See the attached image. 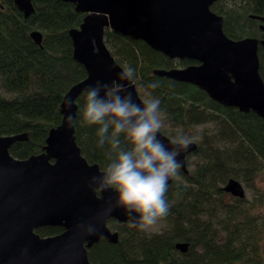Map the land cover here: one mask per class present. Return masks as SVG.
<instances>
[{
	"label": "trees",
	"instance_id": "trees-1",
	"mask_svg": "<svg viewBox=\"0 0 264 264\" xmlns=\"http://www.w3.org/2000/svg\"><path fill=\"white\" fill-rule=\"evenodd\" d=\"M34 11L25 16L14 0H0V135L27 132L10 152L28 158L44 151L52 127L63 118L61 102L72 85L87 76L73 55L71 28L80 27L87 12L65 0H33ZM212 10L224 17V31L233 39H264L260 27L264 0H216ZM43 33L42 44L31 32ZM105 42L122 66L135 69L141 97L161 101L168 137L186 135L198 145L188 154L189 173L180 168L169 184L167 216L160 230L129 227L130 221L111 218L119 241L105 237L94 243L89 258L94 264H262L264 262V118L212 99L189 82L155 74L158 68L197 63L171 58L142 39L111 28ZM264 80V45L259 47ZM158 83L159 87H148ZM85 91L76 99L75 135L82 154L102 167L106 161L96 147V128L81 127L79 113ZM209 125L211 127H209ZM194 157V158H193ZM192 165V166H191ZM254 189L252 198H239L223 190L229 177ZM259 184H258V183ZM244 184V185H245ZM245 186V187H246ZM63 227L37 229L42 236L61 233ZM179 241H188L182 252Z\"/></svg>",
	"mask_w": 264,
	"mask_h": 264
},
{
	"label": "water",
	"instance_id": "water-1",
	"mask_svg": "<svg viewBox=\"0 0 264 264\" xmlns=\"http://www.w3.org/2000/svg\"><path fill=\"white\" fill-rule=\"evenodd\" d=\"M33 0H14L27 17L34 11ZM87 12L80 27L71 28L73 55L87 71V76L72 85L61 102L63 118L52 127L44 151L28 158L10 152L27 132L0 135V264H94L90 248L105 237L119 241V232L108 225L111 218L121 222L131 218L121 209L113 211L99 228V234L75 237L74 225L97 212L112 193L94 194L87 188L88 177L100 168L82 154L77 143L75 124L68 126L65 99L71 98L77 113L76 99L97 80L110 82L122 70L105 42V30L111 28L133 39H142L153 49L171 58L197 61L187 66L155 69V74L197 85L215 101L253 110L264 118V80L260 73L259 47L264 39H233L224 31V18L212 10L216 0H65ZM260 27L264 31V17ZM42 44L43 33L31 32ZM137 103L144 100L136 85L129 87ZM162 131L160 139L168 144ZM190 147L177 157L181 169L189 172ZM174 180L171 179L169 184ZM223 190L244 198L246 188L230 178ZM47 225L64 228L61 233L42 236L37 229ZM176 247L185 252L188 241Z\"/></svg>",
	"mask_w": 264,
	"mask_h": 264
},
{
	"label": "clouds",
	"instance_id": "clouds-1",
	"mask_svg": "<svg viewBox=\"0 0 264 264\" xmlns=\"http://www.w3.org/2000/svg\"><path fill=\"white\" fill-rule=\"evenodd\" d=\"M137 80L135 69L125 65L110 82L97 80L85 88L79 124L96 128V147L106 161L88 177L86 186L94 194L113 195L87 220L74 225L75 237L98 235L100 226L116 209L131 218L129 227L140 230L169 213V181L178 175L182 162L177 157L190 147L192 138L170 137L167 145L160 139L161 101L151 98L137 103L129 91ZM64 103L69 110L67 124L72 126L77 123L76 114L71 112L73 100L66 98Z\"/></svg>",
	"mask_w": 264,
	"mask_h": 264
},
{
	"label": "rangeland",
	"instance_id": "rangeland-1",
	"mask_svg": "<svg viewBox=\"0 0 264 264\" xmlns=\"http://www.w3.org/2000/svg\"><path fill=\"white\" fill-rule=\"evenodd\" d=\"M136 87H137V90H138V92L139 91H141L140 89H139V85L138 84H136ZM2 90L0 89V92H1ZM140 93V92H139ZM142 98L145 100V99H149V98H147V97H144V96H142ZM166 123H164L163 122V125H165ZM166 126V125H165ZM209 127H211L210 125H209ZM194 158V157H193ZM192 166V165H191ZM180 177V175H177V177ZM258 180H259V182L261 183L260 185L262 186V185H264V176L263 175H261V176H259V178H258ZM258 183V182H257ZM245 184V183H244ZM259 184V183H258ZM244 186H246V184L244 185ZM246 188V195L248 196V198H252V195H253V190L254 189H252V188H249L248 186H246L245 187ZM163 226H164V224H163V222L162 221H159V220H157V222L154 224V225H152V226H149L147 229H145L146 231H156V230H160V229H162L163 228ZM262 264H264V262L262 263Z\"/></svg>",
	"mask_w": 264,
	"mask_h": 264
},
{
	"label": "bare ground",
	"instance_id": "bare-ground-1",
	"mask_svg": "<svg viewBox=\"0 0 264 264\" xmlns=\"http://www.w3.org/2000/svg\"><path fill=\"white\" fill-rule=\"evenodd\" d=\"M223 18H224V17H223ZM188 173H189V172H188ZM188 173H187V174H188ZM230 178H233V176L229 177V178L227 179V181H228ZM234 178H235V177H234ZM227 181H226V182H227ZM226 182H225V183H226ZM222 187H223V186H222Z\"/></svg>",
	"mask_w": 264,
	"mask_h": 264
}]
</instances>
